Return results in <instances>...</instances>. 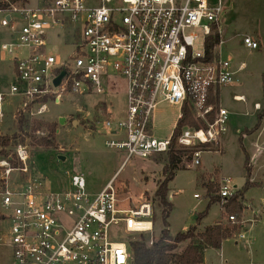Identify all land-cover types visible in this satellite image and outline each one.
Returning a JSON list of instances; mask_svg holds the SVG:
<instances>
[{"label": "built area", "instance_id": "obj_1", "mask_svg": "<svg viewBox=\"0 0 264 264\" xmlns=\"http://www.w3.org/2000/svg\"><path fill=\"white\" fill-rule=\"evenodd\" d=\"M97 2L40 0L33 6L28 0H0L5 5L0 6V33L13 38L0 45V53L12 57L17 78L7 93H0V124L7 98L19 99V116L38 120L63 95L101 94V78L118 77L125 83V106L122 116L101 122L105 145L125 154L123 163L166 154L173 133L162 140L152 137L156 108L166 103L178 109L175 128L184 108L192 113L198 128L183 127L177 145L191 152L192 165L199 166L204 149L218 144L228 129L230 114L220 105L221 90L245 69L240 64L235 70L222 57L223 0ZM215 35L220 40L207 53V42ZM50 36L69 54H48ZM243 44L258 48L248 37ZM233 100L245 102L242 96ZM253 108L261 110L260 104ZM69 186L50 191L46 180L31 171L23 146L0 158V222H8L0 246L8 249L12 264H131L128 243L154 231L152 202L123 203L113 179L95 195L86 193L82 174L72 175ZM218 186L224 205L236 189L225 177ZM229 221L234 223V217Z\"/></svg>", "mask_w": 264, "mask_h": 264}, {"label": "rangeland", "instance_id": "obj_2", "mask_svg": "<svg viewBox=\"0 0 264 264\" xmlns=\"http://www.w3.org/2000/svg\"><path fill=\"white\" fill-rule=\"evenodd\" d=\"M30 5H36L39 0H28ZM98 4L92 0V5ZM224 11L221 15V29L224 46L222 57L229 59L232 66L245 64V70L236 76L237 84L224 88L220 93V105L230 116L227 132L216 145H209L200 155V165L195 167L184 156L176 176L170 182L173 192V208L168 217L169 232L173 236L185 232L195 224L196 217L206 210L209 200H214L207 209L206 216L197 226V232L203 231L220 219L225 222L226 215L222 201L218 198V175L231 180L236 186L235 191H241L244 184H256L249 187L237 201L244 206L242 220L234 224L245 223V229L239 231L232 239L224 240L220 249L207 248L203 251V264H246L251 262L264 264V119L259 128L251 134L240 133L251 131L257 123L260 112H254L255 103L264 109L262 94V74L264 73V0H223ZM198 37L201 34L196 32ZM248 37L257 41V49H248L243 39ZM47 53L65 56L69 51L64 49L53 36ZM13 43L8 32L0 33V45ZM195 50L200 46L195 45ZM18 51H14L16 56ZM0 53V93H6L14 80L12 57L7 55L1 59ZM104 92L97 94L89 91L81 95L66 94L58 105L50 104L48 112L38 120L29 123L43 122L56 124V148L43 149L31 141L29 130H19V115L17 113V98H7L4 105L5 118L1 123L0 136L9 138L10 146L4 150L12 154L17 146L26 148L29 154L31 171L46 180V187L52 192L69 189L70 177L82 174L86 184V193L95 195L114 176V185L120 200L128 205H136L142 200L151 201L154 206V231L147 235V244L159 238L162 229L161 208L155 197L158 186L164 181L163 166L167 163L166 154L155 155L149 159L131 158L123 163L125 154L112 150L105 145L107 140L101 128V122L111 117H120L124 111L126 94L125 83L118 77H102ZM238 85V88L235 86ZM243 95L247 103L233 101L234 96ZM264 111V110H263ZM262 111V112H263ZM264 113V112H263ZM178 109L166 103L157 106L152 124V137L162 140L169 138L175 128ZM251 115V116H245ZM64 119L62 125L59 119ZM250 128V129H249ZM246 132V133H247ZM36 137L46 136L41 130L32 134ZM208 150L218 152H207ZM223 151V152H222ZM246 152L250 175L244 167ZM64 158L60 161L58 157ZM207 183L213 188L212 193L202 185ZM206 184V185H207ZM198 195L199 199H194ZM234 217V216H233ZM8 222H0V232L6 229ZM137 238V237H135ZM134 239V238H133ZM180 245L178 252L187 244ZM249 246V247H248ZM251 255V257H249ZM0 264H12L8 249L0 246Z\"/></svg>", "mask_w": 264, "mask_h": 264}, {"label": "trees", "instance_id": "obj_3", "mask_svg": "<svg viewBox=\"0 0 264 264\" xmlns=\"http://www.w3.org/2000/svg\"><path fill=\"white\" fill-rule=\"evenodd\" d=\"M23 1V0H12V2ZM0 6H5L0 4ZM220 40V35H215L213 38L209 39L207 42V53L212 51L214 44L218 43ZM262 94L264 97V73L262 74ZM219 97L215 99L218 104ZM212 102V99H211ZM264 110V109H263ZM262 110V111H263ZM260 112L257 116V123L251 131L245 130V132L240 133L239 140H242V136L245 134H251L256 131L262 119L264 118V111ZM19 130H29L30 135H28L33 142V144L39 148L43 149H54L56 148V124L55 123H43V122H32L29 123L26 118L19 116ZM190 126L198 128V125L192 118V113L184 108L183 118L180 120L173 132V137L171 140V146L169 151L166 153L167 163L163 166L162 176L164 181L158 186L155 197L161 208V224L162 229L160 236L157 240L153 241L151 245L147 244V235H138L137 238L134 237L128 243V249L131 255V264H203V251L207 248L220 249L221 244L224 240L232 239L234 235L238 234L242 230V224H231L218 222L214 225L207 226L203 231L197 232V226L200 221L206 216L207 209L211 204H214V200H209L206 210L200 213L196 219L195 224L190 226L185 232L177 233L171 235L168 227V217L172 210V205L168 199V184L174 179L180 164L182 163V158L185 156L187 160H191L192 153L189 151L182 150L177 145V137L183 127ZM41 130L46 131V136L36 137L32 134L35 132H40ZM247 132V133H246ZM10 146L9 138L0 136V158H5L8 153L4 150L6 147ZM245 155V169L247 172V179L250 175V164L246 152ZM12 164H14L12 162ZM256 184L249 183L248 181L244 184L242 190L239 192L235 191L233 196L225 201V214L234 216L237 222L240 223L242 220V211L244 206L240 204L237 199L241 198L243 193L249 188ZM208 193L214 191L213 188L207 185ZM228 217V220H229ZM186 246L178 252L181 244L186 243Z\"/></svg>", "mask_w": 264, "mask_h": 264}, {"label": "crops", "instance_id": "obj_4", "mask_svg": "<svg viewBox=\"0 0 264 264\" xmlns=\"http://www.w3.org/2000/svg\"><path fill=\"white\" fill-rule=\"evenodd\" d=\"M40 1V0H39ZM37 5V4H36ZM224 32L225 31H223V34H224ZM255 42L257 43V41L255 40ZM1 59L3 60V57H1ZM13 64V63H12ZM241 64H243V63H241ZM240 65V64H239ZM238 65V66H239ZM245 65V64H244ZM238 66H236V67H234V69L236 70L237 68H238ZM245 70V69H244ZM243 70V71H244ZM13 71H14V66H13ZM242 72V71H241ZM241 72H239V73H241ZM238 73V74H239ZM237 74V75H238ZM15 82H17V78H16V76H15V72H14V80H13V83L11 84V85H13ZM237 84V79H236V81L234 82V84L233 85H231V86H234V85H236ZM231 86H229V87H231ZM229 87H226V88H229ZM235 88H238V85L237 86H235ZM0 91H2V90H0ZM7 93V92H6ZM237 96H242V97H244L243 95H237ZM11 98H14V97H11ZM233 98V97H232ZM18 99V98H17ZM244 99H245V102L243 103V104H246L247 103V99L244 97ZM18 101H19V99H18ZM234 101V100H233ZM236 102V101H235ZM239 103H242V102H239ZM255 104H258V103H255ZM254 104V105H255ZM254 105H253V107H254ZM252 107V110L254 111V112H261L262 111V107H261V110L260 111H256V110H254V108ZM245 116H251V115H245ZM264 119V118H263ZM1 125V124H0ZM254 127V126H253ZM250 129V128H249ZM0 130H1V126H0ZM239 133H241V132H239ZM245 136H248V135H246L245 134ZM223 152V151H222ZM191 161V160H190ZM192 164V163H191ZM116 175V174H115ZM114 175V176H115ZM114 176H112V178L109 180V181H111L113 178H114ZM176 176V175H175ZM219 176V177H218ZM217 177H218V179H217V184H218V182H219V180L222 178V176H220V175H218V172H217ZM108 181V182H109ZM107 182V183H108ZM106 183V184H107ZM105 184V185H106ZM170 184V183H169ZM207 184V183H206ZM205 183H202V185L203 186H205L206 188H207V185H206ZM105 185H104V187H105ZM103 187V188H104ZM235 187V189H236V186H234ZM168 188H169V185H168ZM208 192V191H207ZM173 192H171V189H169V193H168V199H169V201H170V203H171V201H172V197H173ZM193 198H194V195H193ZM195 199V198H194ZM171 205H172V203H171ZM172 208H173V205H172ZM218 222H221V223H224L225 222V220H224V218L222 219V213H221V216H220V219L218 220V221H216V223H218ZM216 223H214V224H216ZM214 224H212V225H214ZM211 226V225H210ZM242 226H243V228L242 229H245V223H243L242 224ZM168 230H169V227H168ZM201 232V231H200ZM239 235V234H238ZM243 235V234H242ZM240 240H244V236H243V239H240ZM249 247V246H248ZM249 257H251V255H249ZM249 260H251L250 258H249ZM249 260H248V262H249ZM257 264H259V263H257Z\"/></svg>", "mask_w": 264, "mask_h": 264}, {"label": "water", "instance_id": "obj_5", "mask_svg": "<svg viewBox=\"0 0 264 264\" xmlns=\"http://www.w3.org/2000/svg\"><path fill=\"white\" fill-rule=\"evenodd\" d=\"M64 76V72H61L60 74H59V76L54 80V86L56 87V86H58L59 85V83H60V81H61V79H62V77ZM64 119H59V124L60 125H62L64 122ZM58 159L60 160V161H63L64 160V158H62V157H58Z\"/></svg>", "mask_w": 264, "mask_h": 264}]
</instances>
